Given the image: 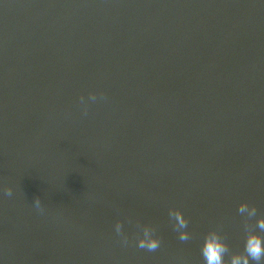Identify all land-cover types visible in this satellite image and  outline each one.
Returning a JSON list of instances; mask_svg holds the SVG:
<instances>
[{
  "label": "water",
  "instance_id": "95a60500",
  "mask_svg": "<svg viewBox=\"0 0 264 264\" xmlns=\"http://www.w3.org/2000/svg\"><path fill=\"white\" fill-rule=\"evenodd\" d=\"M241 201L264 216V0H0V264H204Z\"/></svg>",
  "mask_w": 264,
  "mask_h": 264
},
{
  "label": "clouds",
  "instance_id": "9594fccd",
  "mask_svg": "<svg viewBox=\"0 0 264 264\" xmlns=\"http://www.w3.org/2000/svg\"><path fill=\"white\" fill-rule=\"evenodd\" d=\"M95 99L94 95L89 94V100ZM8 194L11 195L10 192ZM34 206L40 209L38 200L34 201ZM237 213L243 220V250L231 251L216 230H209L202 236L199 247L204 264H264V216L257 215L256 208L243 201L237 205ZM168 215L173 221L177 238L181 242L189 240L187 221L181 212L170 208ZM253 218L255 229L249 224ZM114 231L123 242H127L119 222L114 225ZM135 244L139 249L152 252L159 248L160 240L155 236L153 228L145 225L140 227Z\"/></svg>",
  "mask_w": 264,
  "mask_h": 264
}]
</instances>
